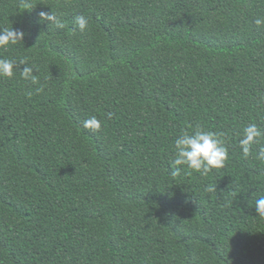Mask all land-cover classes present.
I'll return each mask as SVG.
<instances>
[{"label": "trees", "instance_id": "obj_1", "mask_svg": "<svg viewBox=\"0 0 264 264\" xmlns=\"http://www.w3.org/2000/svg\"><path fill=\"white\" fill-rule=\"evenodd\" d=\"M28 2L0 0V30L24 33L0 46L17 61L0 76V264H264V162L238 145L264 130V0ZM197 126L228 147L207 175L172 165Z\"/></svg>", "mask_w": 264, "mask_h": 264}, {"label": "clouds", "instance_id": "obj_2", "mask_svg": "<svg viewBox=\"0 0 264 264\" xmlns=\"http://www.w3.org/2000/svg\"><path fill=\"white\" fill-rule=\"evenodd\" d=\"M24 9H29L31 4L28 0H21ZM41 20L54 22L57 27H63V23L58 17L51 12L41 11L39 13ZM76 25L81 31H84L88 25V20L83 15L75 17ZM257 26L264 25V18L257 17L254 21ZM24 33L12 29L0 30V46L16 44L22 41ZM24 65L19 69L21 77L30 81L33 85L38 83V78L34 74L33 67L27 66V62L21 59L18 62ZM17 66L15 59H0V76L11 77L13 69ZM40 89L38 88L37 91ZM27 95H32L29 91ZM85 128L99 130L101 122L96 117H91L83 122ZM222 134L214 131H205L197 126L191 133L183 132L174 141V152L172 165L186 166L188 169L199 172L201 175H207L213 169L224 167V162L228 159V147L225 146ZM261 137H264V130L257 124L250 123L243 129L242 138L239 139L238 145L242 155L248 158L253 154V144L258 145V152L255 159L264 162V144H260ZM180 171V167H176V172ZM205 191H216L215 187L207 186ZM255 210L258 216L264 217V196L259 197L255 201Z\"/></svg>", "mask_w": 264, "mask_h": 264}]
</instances>
